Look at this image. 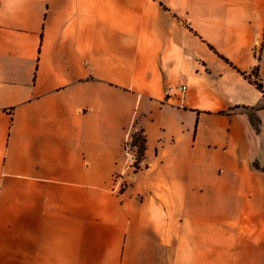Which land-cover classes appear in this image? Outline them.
Returning <instances> with one entry per match:
<instances>
[{
    "label": "crops",
    "instance_id": "obj_1",
    "mask_svg": "<svg viewBox=\"0 0 264 264\" xmlns=\"http://www.w3.org/2000/svg\"><path fill=\"white\" fill-rule=\"evenodd\" d=\"M231 65L264 84V0H0V264H264V93Z\"/></svg>",
    "mask_w": 264,
    "mask_h": 264
},
{
    "label": "built area",
    "instance_id": "obj_2",
    "mask_svg": "<svg viewBox=\"0 0 264 264\" xmlns=\"http://www.w3.org/2000/svg\"><path fill=\"white\" fill-rule=\"evenodd\" d=\"M188 92V86L184 82H181L179 85L170 87L167 90L168 97H177L182 103ZM124 152L126 155V163L128 169L131 170L132 174H135L143 169V160L139 161L137 155V147L133 144L132 138L128 139L125 142ZM124 174H115L114 175V191L119 195L122 194L128 186L126 180L123 179Z\"/></svg>",
    "mask_w": 264,
    "mask_h": 264
},
{
    "label": "trees",
    "instance_id": "obj_3",
    "mask_svg": "<svg viewBox=\"0 0 264 264\" xmlns=\"http://www.w3.org/2000/svg\"><path fill=\"white\" fill-rule=\"evenodd\" d=\"M233 66V65H231ZM235 69H237L235 66H233ZM243 76L248 78L250 81H252L259 90H261L264 93V84L260 79L259 76V65H257L254 69H252L250 72H244L239 69H237ZM254 77V79H253ZM248 116L249 119L255 128L256 131L260 130V119L257 116V112L261 108H248V107H242L241 108ZM133 144L137 147V155L140 160H143L146 154L147 149V138L144 133L143 129H140L132 134L131 136ZM255 167H259L258 163H255Z\"/></svg>",
    "mask_w": 264,
    "mask_h": 264
}]
</instances>
